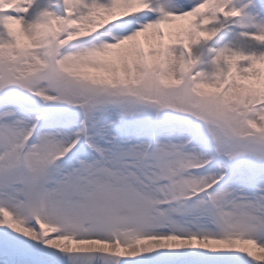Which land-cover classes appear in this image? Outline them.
I'll return each mask as SVG.
<instances>
[{
  "label": "snow or ice",
  "instance_id": "snow-or-ice-1",
  "mask_svg": "<svg viewBox=\"0 0 264 264\" xmlns=\"http://www.w3.org/2000/svg\"><path fill=\"white\" fill-rule=\"evenodd\" d=\"M0 264H264V0H0Z\"/></svg>",
  "mask_w": 264,
  "mask_h": 264
}]
</instances>
